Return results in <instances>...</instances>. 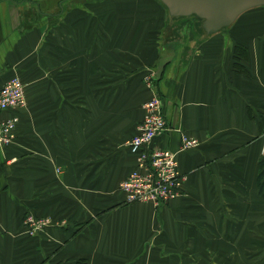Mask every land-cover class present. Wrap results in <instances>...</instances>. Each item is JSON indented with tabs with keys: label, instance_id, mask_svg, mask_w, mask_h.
Masks as SVG:
<instances>
[{
	"label": "crops",
	"instance_id": "obj_1",
	"mask_svg": "<svg viewBox=\"0 0 264 264\" xmlns=\"http://www.w3.org/2000/svg\"><path fill=\"white\" fill-rule=\"evenodd\" d=\"M89 4L0 0V86L18 75L27 91L0 149V264H264V9L211 35L194 21L182 42L192 18L160 1ZM155 92L169 127L152 146L186 175L158 207L119 188ZM27 213L48 221L35 236Z\"/></svg>",
	"mask_w": 264,
	"mask_h": 264
},
{
	"label": "built area",
	"instance_id": "obj_2",
	"mask_svg": "<svg viewBox=\"0 0 264 264\" xmlns=\"http://www.w3.org/2000/svg\"><path fill=\"white\" fill-rule=\"evenodd\" d=\"M25 82L22 77L12 75L0 86V149L9 147L16 139L19 115L10 110L23 107L26 102ZM163 99L154 93L146 102L145 117L137 125L138 130L129 140L131 148L138 151L135 169L122 180L119 187L124 190L127 202H146L154 206L170 202L183 193L186 175L181 172L178 153L166 147L154 148V138L168 129ZM181 148L196 145L197 139L182 137ZM48 223L45 217L30 213L23 221L26 232L38 234Z\"/></svg>",
	"mask_w": 264,
	"mask_h": 264
},
{
	"label": "water",
	"instance_id": "obj_3",
	"mask_svg": "<svg viewBox=\"0 0 264 264\" xmlns=\"http://www.w3.org/2000/svg\"><path fill=\"white\" fill-rule=\"evenodd\" d=\"M171 18L198 17L203 35L225 31L238 17L264 0H160Z\"/></svg>",
	"mask_w": 264,
	"mask_h": 264
},
{
	"label": "rangeland",
	"instance_id": "obj_4",
	"mask_svg": "<svg viewBox=\"0 0 264 264\" xmlns=\"http://www.w3.org/2000/svg\"><path fill=\"white\" fill-rule=\"evenodd\" d=\"M63 2H64V5H65V7H67V8H70V7H74V6H79L80 8H84V9H86L87 8V6H90L91 4H89V3H97V4H99V5H101L102 3H113L114 1H119L120 3L121 2H126V1H128V0H62ZM133 1H135V0H133ZM139 2H142V1H147L148 3L149 2H155V1H159V0H138ZM89 4V5H88ZM164 6V5H163ZM257 7V6H256ZM261 8L262 9H264V6H261ZM163 9H164V17L165 16H167V17H169L170 18V16H168V13H167V10H166V8H164L163 7ZM166 12V13H165ZM183 17H188V16H183ZM194 21H198V23L200 22L199 21V19H198V17L196 18V17H193L192 19H187L186 21H184V25L183 26H180V27H177L176 28V31H177V34L179 35V37H180V39L182 40V42H184V41H186L187 42V40H188V38H189V35H191V33H193L194 32V30H195V25H194ZM199 25H200V23H199ZM171 27H169V26H166L165 28H164V31L166 30V29H168L169 31H171V29H170ZM203 30V29H202ZM193 31V32H192ZM151 72L152 73H154L153 72V70H151ZM26 93H27V91H26ZM25 93V94H26ZM156 94H158V95H160V93H158V92H155ZM154 95V94H153ZM153 95L151 96V97H149L148 98V100L146 101V102H148L152 97H153ZM160 97H161V99H163L162 98V96L160 95ZM163 101H164V99H163ZM27 99H26V102L24 103L25 105H23V106H26L27 104ZM146 104V103H145ZM144 104V105H145ZM21 108H23V107H20V108H18V109H21ZM17 110V109H16ZM15 110V111H16ZM163 110H164V104H163ZM144 111H145V107H144ZM146 114V113H145ZM165 114H166V112H165ZM167 119V118H166ZM138 130V129H137ZM136 130V131H137ZM136 133V132H135ZM134 133V134H135ZM162 133V132H161ZM160 133V134H161ZM133 134V135H134ZM159 134V135H160ZM158 136V135H157ZM156 136V137H157ZM183 136H187V137H190V138H193V136H189V135H183ZM133 137V136H132ZM131 137V138H132ZM130 138V139H131ZM129 139V140H130ZM155 139V138H154ZM194 139H196V138H194ZM128 140V141H129ZM184 140V139H183ZM197 142H198V139H197ZM197 142H196V145H197ZM129 144V146H130V142H128ZM195 145V146H196ZM195 146H193V147H195ZM130 148H131V146H130ZM132 149V148H131ZM185 149H188V148H185ZM133 150V149H132ZM135 150V149H134ZM160 206V205H159ZM158 207V206H157ZM28 214H30V213H27V216H28ZM26 216V217H27ZM42 217V216H41ZM40 217V218H41ZM25 219V218H24ZM24 219H23V221H24ZM22 225H23V222H22ZM23 227H24V225H23ZM25 228V227H24ZM27 229L25 228V231H26ZM27 233V232H26ZM27 234H29V233H27ZM30 235V234H29Z\"/></svg>",
	"mask_w": 264,
	"mask_h": 264
},
{
	"label": "trees",
	"instance_id": "obj_5",
	"mask_svg": "<svg viewBox=\"0 0 264 264\" xmlns=\"http://www.w3.org/2000/svg\"><path fill=\"white\" fill-rule=\"evenodd\" d=\"M163 7L166 8L165 5ZM235 50H236L235 55L237 57L236 63H235L236 68H238L239 70L241 69L242 71L247 70L241 62L237 61L240 58V56H243V55L246 56L245 45L243 43H239L238 45L235 46ZM260 163H261V167H260V172H259V176H258L259 177L258 183H259L260 191H261L262 195H264V159H261Z\"/></svg>",
	"mask_w": 264,
	"mask_h": 264
},
{
	"label": "bare ground",
	"instance_id": "obj_6",
	"mask_svg": "<svg viewBox=\"0 0 264 264\" xmlns=\"http://www.w3.org/2000/svg\"><path fill=\"white\" fill-rule=\"evenodd\" d=\"M245 13V12H244Z\"/></svg>",
	"mask_w": 264,
	"mask_h": 264
}]
</instances>
